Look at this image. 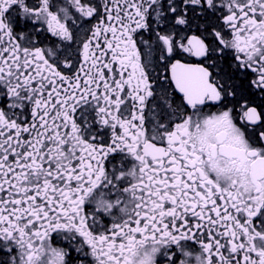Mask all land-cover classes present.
Here are the masks:
<instances>
[{
	"label": "snow or ice",
	"instance_id": "snow-or-ice-1",
	"mask_svg": "<svg viewBox=\"0 0 264 264\" xmlns=\"http://www.w3.org/2000/svg\"><path fill=\"white\" fill-rule=\"evenodd\" d=\"M205 113L247 184L206 170ZM134 245L264 264V0H0V264Z\"/></svg>",
	"mask_w": 264,
	"mask_h": 264
},
{
	"label": "clouds",
	"instance_id": "clouds-1",
	"mask_svg": "<svg viewBox=\"0 0 264 264\" xmlns=\"http://www.w3.org/2000/svg\"><path fill=\"white\" fill-rule=\"evenodd\" d=\"M220 113H205L199 122V126L192 125L190 127L189 140L195 144L197 149H203L205 153L204 165L213 177L219 173V182L227 187L232 181L239 184H247L248 178L245 176V169H250V163H246L239 159L233 160L222 153L231 152L240 146L230 141L218 143L216 136L215 121ZM215 155L213 156V150ZM191 253L190 264H195V257L200 255L199 250L186 249ZM130 264H159V250L153 251L152 246L134 245L128 252Z\"/></svg>",
	"mask_w": 264,
	"mask_h": 264
}]
</instances>
